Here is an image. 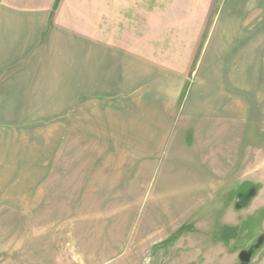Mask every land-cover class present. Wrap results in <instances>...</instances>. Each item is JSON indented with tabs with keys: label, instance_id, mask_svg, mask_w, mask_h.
<instances>
[{
	"label": "rangeland",
	"instance_id": "1",
	"mask_svg": "<svg viewBox=\"0 0 264 264\" xmlns=\"http://www.w3.org/2000/svg\"><path fill=\"white\" fill-rule=\"evenodd\" d=\"M204 1L148 0L149 39L186 35ZM10 84L0 79V264H242L243 252L264 264L263 120L219 125L178 112L164 141L145 143L122 141L124 127L90 112L57 130L11 126ZM251 188L252 204L237 207Z\"/></svg>",
	"mask_w": 264,
	"mask_h": 264
},
{
	"label": "crops",
	"instance_id": "2",
	"mask_svg": "<svg viewBox=\"0 0 264 264\" xmlns=\"http://www.w3.org/2000/svg\"><path fill=\"white\" fill-rule=\"evenodd\" d=\"M212 8L213 0L200 4L186 35L149 39L148 0H0L9 124L38 120L57 130L90 112L103 126L124 127L122 141L145 143L164 141L178 112L219 125L264 122V0H223L209 22ZM132 12L145 22H124ZM248 191L237 207L252 204Z\"/></svg>",
	"mask_w": 264,
	"mask_h": 264
},
{
	"label": "water",
	"instance_id": "3",
	"mask_svg": "<svg viewBox=\"0 0 264 264\" xmlns=\"http://www.w3.org/2000/svg\"><path fill=\"white\" fill-rule=\"evenodd\" d=\"M254 192L255 190L253 188L249 189V191L247 192L246 196H245V200L251 198L254 196ZM250 252H243L241 255V263L245 264L246 262H248L250 260L251 254H249Z\"/></svg>",
	"mask_w": 264,
	"mask_h": 264
},
{
	"label": "flooded vegetation",
	"instance_id": "4",
	"mask_svg": "<svg viewBox=\"0 0 264 264\" xmlns=\"http://www.w3.org/2000/svg\"><path fill=\"white\" fill-rule=\"evenodd\" d=\"M263 239H264V237H263ZM256 240H257V239H256ZM256 240H255V241H256ZM258 240H259V239H258Z\"/></svg>",
	"mask_w": 264,
	"mask_h": 264
}]
</instances>
